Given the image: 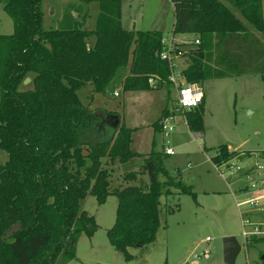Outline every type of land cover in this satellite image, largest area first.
<instances>
[{"label": "trees", "instance_id": "trees-1", "mask_svg": "<svg viewBox=\"0 0 264 264\" xmlns=\"http://www.w3.org/2000/svg\"><path fill=\"white\" fill-rule=\"evenodd\" d=\"M43 1L0 0L14 26L12 35L0 37V147L8 155L0 166V264H53L59 252L65 262L74 259L79 237L97 229L82 208L83 200L92 196L101 205L109 195L116 197L117 206L107 237L129 259L126 249L152 243L160 226L162 159L154 152L144 159L146 189L129 186L110 191V173L101 160L134 163L140 155L131 150L133 130L119 123L110 139L93 143L90 135L98 117L77 92L90 86L92 94H103L121 67H129L122 92L169 88L167 64L158 56L164 36L159 30L124 29L122 0H77L65 8L58 27L45 29ZM92 1H98L99 14L94 27L87 28L84 6ZM224 1L170 0L175 19L172 36L193 34L200 42L190 49L184 71L188 82L226 76L202 62L213 39L218 62L229 68L252 65L264 55L258 50L264 45L255 34L264 37L262 1ZM256 72L264 74V65ZM150 78L156 81L153 86ZM26 79L30 81L24 84ZM168 110L154 124L158 131ZM203 113L202 103L182 114L190 132L203 134ZM227 148L218 147L211 158L214 166L235 159ZM172 183L183 194L194 195L181 182Z\"/></svg>", "mask_w": 264, "mask_h": 264}, {"label": "rangeland", "instance_id": "rangeland-1", "mask_svg": "<svg viewBox=\"0 0 264 264\" xmlns=\"http://www.w3.org/2000/svg\"><path fill=\"white\" fill-rule=\"evenodd\" d=\"M261 1L264 15V0ZM77 2L44 0V28L58 27L65 8ZM234 12L241 17L236 9ZM84 13L94 27L99 14L98 1L84 6ZM159 21L164 38L172 40L174 10L170 0H122L121 22L124 28L145 32L154 29ZM245 24L252 30L248 23ZM13 32V21L4 10V4L0 3V37L10 36ZM255 34L264 45V37ZM183 39L193 40L194 37L185 35ZM133 50L131 45L128 66ZM258 50L263 53L264 46ZM203 54L205 66H212L213 71L226 76L209 78L202 83L206 99L202 137L189 131L184 115L177 116L169 137L154 127L164 108L175 106L173 89L122 92L120 87L116 90V97L92 94L90 86L77 92L82 103L94 110L98 117L95 130L90 135L93 143L106 141L113 135L114 128L103 123L110 114L133 130L131 150L140 155L134 163H131L133 160L124 164L119 159L114 162L101 160L102 166L110 173V191H120L129 186L146 189L148 176L143 168L144 159L148 157L146 154L162 153V170L158 176L164 193L160 199V226L152 243L127 248L130 258L126 259L114 249L107 237V230L116 218V197L109 195L103 204L98 205L94 197L87 196L82 208L93 217L97 229L90 236L79 237L74 259L65 262L63 253L59 252L53 264H224L222 240L226 236H234L241 246L235 264H264V237H260L262 240L244 241L235 204V201L246 199L245 193L251 191L246 189L250 182L264 183V74L256 72L264 65V55L261 60H253L252 65L239 63L229 68L226 63L218 62V49L215 47L208 46ZM236 59L231 57V60ZM245 68L250 72L241 74ZM127 69L129 71V67ZM222 145L235 155V159L229 162L235 166L231 170L222 166L216 168L211 161ZM168 148L174 151L171 157L163 155ZM7 160V153L0 147V166ZM256 164L259 165V176L254 174L251 180L245 178L242 172ZM172 181L190 187L194 195L183 194ZM251 216L264 231V213ZM207 238L210 242H205ZM205 249L210 251L208 259L199 257Z\"/></svg>", "mask_w": 264, "mask_h": 264}, {"label": "built area", "instance_id": "built-area-1", "mask_svg": "<svg viewBox=\"0 0 264 264\" xmlns=\"http://www.w3.org/2000/svg\"><path fill=\"white\" fill-rule=\"evenodd\" d=\"M162 49L159 52V59L166 62L169 74H168V84L176 93V102L175 106L168 110L169 115L162 118L160 122V131L166 136L169 137L170 133L174 130L175 119L178 115L183 114L185 111H190L198 107L204 98V92L201 82H188L185 79L184 71L190 63V49L177 46L172 40H167V38H162L161 40ZM200 44L198 39L193 41V45L198 47ZM154 78L149 79L150 86H153L155 83ZM118 94L115 91L114 97ZM180 113V114H179ZM174 154V151L170 148L165 149V155L171 156ZM224 167L225 169H233V163H221L220 165H215L216 168ZM255 168V169H254ZM254 168L247 169L246 171H240L237 168V171L242 172L245 178L253 179L254 174L259 176L257 172L259 165L256 164ZM250 186L246 189H250V192L245 193L246 199L242 201H235L238 214L241 219V225L243 227L242 237L245 242L252 239L253 237H264V231H262L261 224L259 222L253 221L251 215H261L264 213V183L262 182H250ZM261 194H259V192ZM205 242H210L207 238ZM210 251L205 249L199 257L203 259H208Z\"/></svg>", "mask_w": 264, "mask_h": 264}, {"label": "water", "instance_id": "water-1", "mask_svg": "<svg viewBox=\"0 0 264 264\" xmlns=\"http://www.w3.org/2000/svg\"><path fill=\"white\" fill-rule=\"evenodd\" d=\"M127 75V68L121 67L117 69L111 82L105 87L104 94L108 97H114L115 91L121 87ZM30 79H26L24 84H27ZM103 123L109 124L116 129L119 126V118L115 115H109ZM223 246V262L224 264H235L236 258L241 251V246L234 236H226L222 240ZM141 246V244H138Z\"/></svg>", "mask_w": 264, "mask_h": 264}, {"label": "crops", "instance_id": "crops-1", "mask_svg": "<svg viewBox=\"0 0 264 264\" xmlns=\"http://www.w3.org/2000/svg\"><path fill=\"white\" fill-rule=\"evenodd\" d=\"M169 1V0H168ZM173 6V5H172ZM173 10H174V8H173ZM54 11V10H53ZM55 12V11H54ZM63 16V15H62ZM62 16L60 17V18H62ZM74 16H75V14H74ZM85 18V22L87 23V28H91V27H93L92 26V23L90 22V21H88V18H87V16H85L84 17ZM61 20V19H60ZM59 20V21H60ZM174 21H175V19H174ZM122 23V22H121ZM94 24H95V22H94ZM93 24V25H94ZM174 25V24H173ZM122 26H123V24H122ZM123 28H124V26H123ZM124 29H126V28H124ZM160 29V30H159ZM126 30H128V29H126ZM152 30H159V31H161V32H163V26L161 25V22L159 21L157 24H156V26H155V28L154 29H152ZM185 35H192L193 37H194V39L193 40H186V39H183L184 37H185ZM177 36V35H176ZM195 40V36L193 35V34H180V36H178L177 38L174 36L173 37V41L175 42V44H180V45H184L185 44V46H183V47H186V48H188V49H191V48H196V47H194V45H193V41ZM212 42H213V44H211V46L212 47H215V45H214V39L212 40ZM203 83V82H202ZM163 88H168V87H163ZM169 89H172L171 87H169ZM176 94V93H175ZM205 102H206V99H205V93H204V98H203V101H202V103H203V105H204V107H205ZM201 103V104H202ZM165 108H167V109H172V108H168V107H165ZM164 108V109H165ZM164 111V110H163ZM163 113V112H162ZM182 115V114H181ZM179 116V115H178ZM183 117V119H184V116H182ZM177 118V117H176ZM175 121H176V119H175ZM184 121H185V123H186V120L184 119ZM160 129V128H159ZM133 133V132H132ZM200 137H202L203 136V134H198ZM150 154V153H149ZM149 154H146V155H149ZM159 154H162V153H159ZM164 156H166V157H171V156H173V155H171V156H167V155H165V151H164V154H163Z\"/></svg>", "mask_w": 264, "mask_h": 264}]
</instances>
